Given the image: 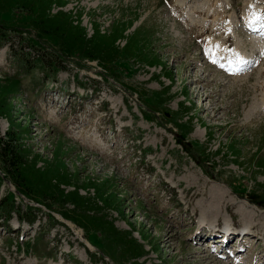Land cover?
Masks as SVG:
<instances>
[{"label":"rangeland","instance_id":"obj_1","mask_svg":"<svg viewBox=\"0 0 264 264\" xmlns=\"http://www.w3.org/2000/svg\"><path fill=\"white\" fill-rule=\"evenodd\" d=\"M24 1L0 0V137L11 118L81 201L49 209L0 172V264H264V0L29 1L114 44L108 70L40 36ZM210 224L250 239L217 252L194 232Z\"/></svg>","mask_w":264,"mask_h":264},{"label":"trees","instance_id":"obj_2","mask_svg":"<svg viewBox=\"0 0 264 264\" xmlns=\"http://www.w3.org/2000/svg\"><path fill=\"white\" fill-rule=\"evenodd\" d=\"M25 0L23 7L28 11L30 25L40 36L54 40L64 51L77 55L81 58L97 61L104 70H108L105 61L118 57V50L114 44L109 46L98 38V32L92 37L86 38L84 29L73 26L66 14L58 12L55 16H49L43 7L36 9L33 2ZM0 99V108L3 107ZM10 117V116H9ZM10 119V127L3 137H0V172L5 176L14 189L25 198L46 205L49 209L53 205L72 204L78 206L81 201L75 190L65 193L62 186L69 184V176L62 174L60 177L50 179L44 177L42 171L36 168V157L31 154L30 149L23 144V133L26 131L16 127ZM5 200L3 199L2 202ZM51 204V205H49ZM49 205V206H48ZM63 218L72 221L85 232H94L81 226L78 220L72 219L65 213H60ZM96 232V230H95Z\"/></svg>","mask_w":264,"mask_h":264},{"label":"bare ground","instance_id":"obj_3","mask_svg":"<svg viewBox=\"0 0 264 264\" xmlns=\"http://www.w3.org/2000/svg\"><path fill=\"white\" fill-rule=\"evenodd\" d=\"M187 0H183V1H181L182 3H184V2H186ZM181 5H183V4H181ZM249 16H250V14H249ZM252 16H254V20L252 21V24H253V28H258L259 27V22H258V20H257V14L256 13H252ZM257 16V17H256ZM251 19V18H250ZM255 20H257L256 22H255ZM248 25V24H247ZM223 55V54H222ZM221 55V53L220 54H216L215 56L217 57V56H222ZM219 58V57H218ZM223 58V57H222ZM236 59H238V57L236 58ZM236 59H234V58H232L231 59V56H225V58H223V59H221V64H232V66L231 67H233L232 68V70L234 71V72H236L237 70H239L240 68H238L240 65H242V63H243V61H242V59H239V60H237L238 62H236L235 60ZM230 68V67H229ZM242 215V214H241ZM246 215V214H245ZM244 215V216H245ZM246 217V216H245ZM249 218V217H248ZM200 224H204V222L203 221H201L200 222ZM250 225H252V224H250ZM207 226H209V227H211L212 226V224H210V225H207ZM212 228V227H211ZM248 228H250V227H248V225H244V227H242L241 226V230L242 231H244L245 233V235L243 236L244 238H246V237H249V239H250V235L251 234H249V232H251V230H248ZM253 228V227H252ZM214 229L216 230V229H218L217 227H214ZM220 229V228H219ZM254 234V233H253ZM247 239V238H246ZM241 241H242V238L240 239ZM216 241H218V240H216ZM215 241V242H216ZM227 242V241H226ZM89 247H91V245L90 244H87ZM92 248V247H91Z\"/></svg>","mask_w":264,"mask_h":264},{"label":"snow or ice","instance_id":"obj_4","mask_svg":"<svg viewBox=\"0 0 264 264\" xmlns=\"http://www.w3.org/2000/svg\"><path fill=\"white\" fill-rule=\"evenodd\" d=\"M257 19H259V17H257Z\"/></svg>","mask_w":264,"mask_h":264}]
</instances>
